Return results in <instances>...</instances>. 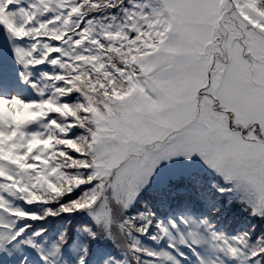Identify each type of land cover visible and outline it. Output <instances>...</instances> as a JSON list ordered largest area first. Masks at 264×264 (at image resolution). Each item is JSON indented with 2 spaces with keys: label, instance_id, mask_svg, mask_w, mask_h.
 <instances>
[{
  "label": "snow or ice",
  "instance_id": "1",
  "mask_svg": "<svg viewBox=\"0 0 264 264\" xmlns=\"http://www.w3.org/2000/svg\"><path fill=\"white\" fill-rule=\"evenodd\" d=\"M0 264H264V0H0Z\"/></svg>",
  "mask_w": 264,
  "mask_h": 264
}]
</instances>
